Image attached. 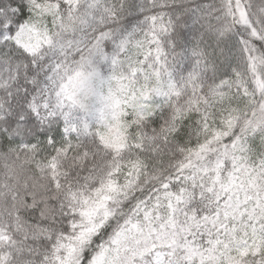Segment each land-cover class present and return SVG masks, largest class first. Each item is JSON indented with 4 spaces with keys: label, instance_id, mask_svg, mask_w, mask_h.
I'll use <instances>...</instances> for the list:
<instances>
[{
    "label": "snow or ice",
    "instance_id": "6c2138e0",
    "mask_svg": "<svg viewBox=\"0 0 264 264\" xmlns=\"http://www.w3.org/2000/svg\"><path fill=\"white\" fill-rule=\"evenodd\" d=\"M0 264H264V0H0Z\"/></svg>",
    "mask_w": 264,
    "mask_h": 264
}]
</instances>
